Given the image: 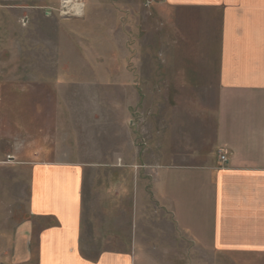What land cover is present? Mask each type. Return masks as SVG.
<instances>
[{"label": "rangeland", "instance_id": "374dc122", "mask_svg": "<svg viewBox=\"0 0 264 264\" xmlns=\"http://www.w3.org/2000/svg\"><path fill=\"white\" fill-rule=\"evenodd\" d=\"M63 1L0 0V264H40L41 224L24 225L31 163L49 157L96 169L87 185H115L126 171L120 243L133 264H239L201 254L169 219H130L129 186L151 182L168 145L187 149L189 122L196 131L208 120L212 141L214 97L197 94L187 62L196 75L201 57L217 55L220 14L168 11L162 0Z\"/></svg>", "mask_w": 264, "mask_h": 264}, {"label": "crops", "instance_id": "0c3cea01", "mask_svg": "<svg viewBox=\"0 0 264 264\" xmlns=\"http://www.w3.org/2000/svg\"><path fill=\"white\" fill-rule=\"evenodd\" d=\"M161 2L168 11L221 16L217 55L201 57L196 75L187 62L197 94L214 97L209 107L216 121L212 141L203 130L208 120L196 131L189 122L187 149L177 153L168 145L153 166L152 183L129 186L130 219H169L201 254L264 264V0ZM172 142L166 143L173 147ZM49 159L31 163L30 220L24 225L28 231L32 223L41 224L39 263L133 264L131 250L120 243L126 233V171H117L115 185H87L85 178L96 169Z\"/></svg>", "mask_w": 264, "mask_h": 264}, {"label": "bare ground", "instance_id": "6f19581e", "mask_svg": "<svg viewBox=\"0 0 264 264\" xmlns=\"http://www.w3.org/2000/svg\"><path fill=\"white\" fill-rule=\"evenodd\" d=\"M63 5H64V7H70L71 6V0H64ZM75 8H76L77 12H80V9L79 8L77 9L76 6L72 7V9H75Z\"/></svg>", "mask_w": 264, "mask_h": 264}, {"label": "built area", "instance_id": "2783aa9c", "mask_svg": "<svg viewBox=\"0 0 264 264\" xmlns=\"http://www.w3.org/2000/svg\"><path fill=\"white\" fill-rule=\"evenodd\" d=\"M220 160H221L222 163H226V162H227V157H226V155H224V154L221 153V155H220Z\"/></svg>", "mask_w": 264, "mask_h": 264}]
</instances>
